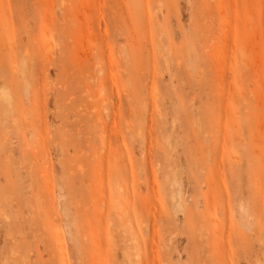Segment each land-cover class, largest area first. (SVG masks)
<instances>
[{
    "label": "rangeland",
    "instance_id": "obj_1",
    "mask_svg": "<svg viewBox=\"0 0 264 264\" xmlns=\"http://www.w3.org/2000/svg\"><path fill=\"white\" fill-rule=\"evenodd\" d=\"M0 264H264V0H0Z\"/></svg>",
    "mask_w": 264,
    "mask_h": 264
},
{
    "label": "bare ground",
    "instance_id": "obj_2",
    "mask_svg": "<svg viewBox=\"0 0 264 264\" xmlns=\"http://www.w3.org/2000/svg\"><path fill=\"white\" fill-rule=\"evenodd\" d=\"M191 51V50H190ZM171 52V51H170ZM192 52V51H191ZM192 53H195V52H192ZM192 56H193V54H191ZM196 58V57H195ZM193 59H194V57H193ZM179 64V63H178ZM29 66V65H28ZM193 102V101H192ZM203 116V115H202ZM100 119V118H99ZM175 123V122H174Z\"/></svg>",
    "mask_w": 264,
    "mask_h": 264
}]
</instances>
